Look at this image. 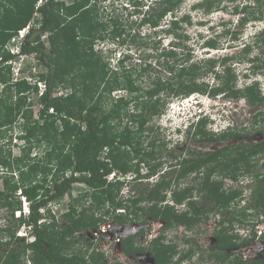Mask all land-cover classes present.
Segmentation results:
<instances>
[{
    "label": "trees",
    "instance_id": "obj_1",
    "mask_svg": "<svg viewBox=\"0 0 264 264\" xmlns=\"http://www.w3.org/2000/svg\"><path fill=\"white\" fill-rule=\"evenodd\" d=\"M97 1L100 0H72L66 4L61 0H0V136H3L4 129L19 123L18 137L25 144L19 157L13 158L9 152L3 154L0 150V171L4 172L0 173V177L5 186L0 189V207H4L9 214V219H5L8 220L6 226L0 229V243L3 244L0 264H23L28 256L33 264H86L76 253L71 257H63L66 255L64 251L70 249L75 242L74 238L69 240V237L81 227H96L103 219L92 213L86 215L84 210L76 215V209L71 205L70 210L63 214L67 218L65 226L57 228V220L51 215L48 206L50 203L59 202L71 191L74 183H84L93 191L92 198H95L97 208L106 202H111L115 208L128 202L134 208L132 211L141 210L154 218L161 217L168 225L188 220V210L175 212L173 206L168 204L157 210L154 208L157 202L146 209L138 204L165 198L166 191H170L172 199L179 203L184 196L192 194L193 186L172 188V178L166 179L161 175L156 183L137 187L138 195L127 200H116L117 193L113 191V187L119 189L124 182L118 173L125 175L131 170L139 173V163L143 162V155L153 154V149L141 152L133 142L134 135H140L148 119L162 112L159 92L166 91L176 97L207 92L208 84L196 80L201 66L194 62L185 66L183 63L189 59V53H184L182 63L166 65L169 73L173 72L174 75L166 79L159 76L146 88L135 83L133 73L136 70L139 74L144 73L150 63L139 65L138 69L137 66L130 69L121 64L112 70L107 56L102 50H95L94 45L96 40L107 39L112 42L124 29L107 25L99 19L95 6ZM137 1L140 0H135L136 3ZM181 1L165 0L157 6L152 3L151 7L148 6V13L140 20L141 23L157 27L161 19L171 12L173 18L169 21L167 32L176 39L186 37L184 33H178V29L182 22L189 21V16L184 14L177 17L173 13ZM90 2L94 4L89 6ZM218 3L219 0H203L198 6L209 11L219 5ZM246 7L247 5L243 8ZM34 13L39 15L36 23H32ZM22 29L26 32L15 44L19 30ZM260 34H264V29ZM43 36L47 37L49 50ZM231 36L236 38V32ZM215 42L209 38L204 44L213 48L216 46ZM175 44L168 51L171 56L177 54L176 49L181 43ZM10 45L16 46L17 51H11ZM23 55H33L45 71L31 72L29 76L16 79L13 76V63L19 62ZM125 56L127 58L128 55ZM229 59L230 57L225 56L220 58V62L224 65ZM175 60L179 61L178 58ZM205 61L211 64L207 67L208 70L216 62L214 59ZM254 68H262L264 74V59L258 61ZM231 70L224 66L222 74L214 71L215 76L221 79V84L217 85L215 91H222L224 95L235 98L246 96L252 104L264 103V96L253 83L241 90L236 89L235 75ZM17 71L23 72V69L20 67ZM39 82H43V90L39 89ZM120 89L128 91L131 96L128 99L120 96L111 100L109 109L104 108L105 100L110 99L111 92ZM58 90L61 91L59 94ZM31 93L37 94L40 105L36 118L32 110ZM140 98H144L142 110L127 115L130 118L129 124H137L136 130H133L129 124L122 125L121 120L128 112L126 107L129 102H138ZM258 115H261L259 120H264V111H260ZM206 118L204 115L201 117L199 124L194 126L192 135H210L205 138L224 142L248 132L244 129L236 131L227 128L216 135L203 127ZM263 124L252 129L259 130L264 135ZM189 132L190 130L188 134ZM135 141L138 142V138ZM36 143L47 144L46 153L40 159L30 155ZM260 154H264V138L261 141L230 143L206 152L192 151L190 158L181 161L175 179L191 170L204 167L207 177L201 187L197 188L198 191L204 190L205 197L216 199V204L227 207L229 201L239 196L242 191L234 188L226 190L221 180L210 179L211 174L215 172L221 176H236L238 179L241 173H250L254 179H258L252 193L255 203L252 207L264 214V186L260 182V173L254 170L259 159L255 157ZM126 157L136 158L137 164L134 167L129 166ZM158 164L160 163H147V175L140 177L136 174L134 180L142 182L144 177L156 172L155 167ZM15 172L20 177L14 181ZM110 173L116 176L114 181L108 180ZM16 195H22L28 201L29 212L15 218L14 211L21 209V201ZM187 204L188 207H193L194 203ZM123 215L119 213L114 218L125 221ZM47 218H51L49 223ZM21 226H25L33 236L32 241L16 235ZM16 239L21 240L18 243L20 248H7ZM216 239L218 248L231 245L230 242L221 244L219 235ZM213 255L221 259L220 254L213 252ZM154 256L162 259L163 246ZM236 260L241 261L237 257ZM255 264H264V260Z\"/></svg>",
    "mask_w": 264,
    "mask_h": 264
},
{
    "label": "rangeland",
    "instance_id": "obj_2",
    "mask_svg": "<svg viewBox=\"0 0 264 264\" xmlns=\"http://www.w3.org/2000/svg\"><path fill=\"white\" fill-rule=\"evenodd\" d=\"M61 1H64L66 4L72 2V0ZM163 1L165 0H140L136 3L135 0H100L95 5L101 21L112 27L116 25L124 29V32L115 40H112V42L107 39L96 40L94 45L95 50H102L107 56L112 70L117 69L121 64L127 65V68L130 69L137 66L136 68L138 69L139 65L145 66V64L150 63V66L147 67L144 73L139 74L136 69L133 73L135 83L146 88L151 86L149 84L159 76L166 79L170 75H174L175 73L173 72H170L171 74L169 73L166 65L182 63L183 61L181 60L184 53H189V59L183 64L185 66L191 62L199 64L201 70L198 71L196 80L198 82L204 81L208 84L206 93L194 92L188 96L176 97L166 91L159 92L161 104L163 105L162 112L148 119L140 135H134L135 140L138 138V142L135 140L133 142V144L138 145L141 152L144 150L151 151L153 149V154L152 156L143 155V162L139 163V173L131 170L125 175L117 174L120 179L125 180L119 189L113 187V191L117 193L116 200H127L131 197H136L138 195L136 191L137 187H142L145 184L149 186L158 180L159 175L143 178L142 182L134 180L136 174L140 177L147 175V167H145L147 163L154 164L159 162L158 169H161V172L169 163L174 161L172 160V155L187 156V150L189 149L201 148L213 150L222 147L226 143H238L248 140L261 141L264 138L261 131L252 129L264 123V120H259L261 119V115H258L260 111H264V103L252 104L246 96L241 95L235 98L234 96L224 95L222 91H215V88L218 87L217 85L221 84V79H218L214 72L217 71L222 74L224 66H228L235 75L236 89L241 90L246 85L253 83L259 89L261 95L264 96V74L262 73V68L260 70L254 68V65L258 64V61L264 59V34H260V31L264 29V0H219V5L209 11L198 6V3L203 0H182L176 6L175 10H173V13L177 17H181L184 14L189 16V21L182 22L181 28L178 29V33H184L186 35V37H181L182 39H176L173 34H170L166 30L169 26V21L173 18L171 12H168L161 19L157 27H152L147 23H141L140 20L150 10L148 6L151 7L152 3L157 6ZM93 4L90 2L89 6ZM245 5L247 7L242 8ZM38 18V13H34L32 23H36ZM22 31L23 34L26 32L25 30ZM233 32H236V38L231 36ZM209 38L216 41L215 47L211 48L204 44L205 40ZM19 39L17 37L14 43L17 44ZM42 39L46 48L49 50L50 44L47 41V37L43 36ZM175 43L181 44L176 49L177 54L171 56L168 51L171 50L172 44L174 45ZM10 49L14 52L17 51L16 46H11ZM125 55H128L127 58ZM225 56L230 57V59L223 65L220 62V58ZM176 58L179 61H176ZM208 59H214L216 61L210 70L207 67H210L211 64L205 61ZM20 67L23 69V72L17 71ZM13 69V76L16 79H20L25 75L29 76L31 72L38 73L45 71V68L38 64L37 59L33 55H23L19 62L13 63ZM38 87L42 90L43 82H39ZM60 92L58 90L57 94ZM120 96L128 99L131 93L123 89L113 91L110 94V99L105 100V107H103L109 109L111 100H116ZM30 99L34 117L36 118L40 107L37 94L31 93ZM143 100L144 98H140L138 102H129L126 107L128 112L121 120L122 125L129 124L128 121L130 118L127 116L129 113H138L142 110ZM196 103L197 105H193ZM203 115L207 117L203 127L208 132H214L217 135L227 128H233L234 130L244 129V131L248 132H244V134L239 135L237 138H231L224 142L207 141L202 135H192L194 126L199 124L198 122L201 119V117L199 119L198 117ZM197 119L198 121L195 125L191 124L193 126L186 127L188 121H196ZM114 122L117 123L116 120ZM18 124L16 123L13 127H9L6 130L4 129L3 136H0L1 152L6 154L9 152L13 158L19 157L23 153L22 148L25 145L24 140L18 137ZM129 125L133 130H136L137 124L131 123ZM262 129H264V124ZM189 130L190 132L188 134ZM46 147L47 144L45 143H36L31 149L30 155L40 159L45 155ZM105 151L107 152V150ZM257 157L259 159L254 170L261 174L259 178L262 186H264V154H260L255 158ZM126 160L127 164L131 167L137 164L136 158L131 159V157H126ZM0 173L4 174L2 171ZM241 174L239 181L235 184H232L229 179H225L226 184L231 185V189H241L242 191L241 196L239 195L240 198L236 197L237 217H239L238 213L242 212L247 205L254 203L252 193L256 188V181L258 180L254 179L250 173L243 172ZM13 176L14 181L20 177L18 172H15ZM114 177L110 174L107 178L108 180L113 178L111 180L114 181ZM180 186L181 184L178 185V187ZM4 187L3 179L0 177V189H4ZM18 193L19 190H17ZM92 193L93 191L88 189L84 183H74L71 191L59 202L48 204L51 215L58 221L56 223L57 228L65 226L67 218L63 214L70 210L71 205L76 209V215L81 214L84 210L86 211V215H91L92 213L95 217H101L105 222H111V218L115 219L114 217L122 213L123 209L125 211L123 214L130 219L137 221L143 216L141 211H132L134 208L128 202H124L125 205L118 206L117 208L113 207L111 202H106L100 208H97L96 200L92 198ZM169 193L170 191L166 195H170ZM16 197L20 199L22 209L24 197L22 195H16ZM202 203L210 205L212 201L204 202V200H200L199 204ZM26 204L28 206V201ZM150 204L151 202H141L138 206L148 207ZM258 212L260 211L257 209L248 210L247 214L250 213L252 216H243L242 222H236V242H239L241 239H247V234L251 232V228L255 225H252L255 222L254 220L257 221L256 224L263 223V226L262 224L258 226L256 236L259 235V232H264V214ZM18 215V212H14L13 214L15 218ZM21 215H23V212H21ZM5 219H9V214L4 207H0V229L6 224ZM47 220L50 221L51 218H47ZM14 222L12 221V223ZM211 223L209 221L208 226ZM112 224L116 227L117 225H121L120 223ZM198 226L200 228V225ZM20 229L21 231H25L21 227ZM84 229L88 230L89 228L81 227L78 231L82 232ZM197 233L199 235L200 231ZM168 235L173 236L172 232ZM73 238H78L77 232L69 237V240H73ZM30 239L31 237L29 236L26 238V240ZM255 239L257 241L255 250L258 251L261 242L257 237ZM176 241L181 242L179 239ZM19 242L21 240L16 239L10 242L7 248L11 246L20 248ZM87 243L85 239H82L72 244L71 247L73 250L81 249V251L85 252L86 248L90 247ZM246 246H241V248L243 247L242 249H244ZM238 250L240 248H236V253L239 255L241 250L240 252ZM2 252L3 247L0 249V253ZM243 252L246 255L247 250Z\"/></svg>",
    "mask_w": 264,
    "mask_h": 264
},
{
    "label": "flooded vegetation",
    "instance_id": "obj_3",
    "mask_svg": "<svg viewBox=\"0 0 264 264\" xmlns=\"http://www.w3.org/2000/svg\"><path fill=\"white\" fill-rule=\"evenodd\" d=\"M239 130L240 129H236V131ZM207 136L210 135H202L204 139L210 141L205 138ZM208 150L209 149L193 148L187 150V156L181 157V155H172V160H174L172 163H169L161 172V169H158V164L155 167L156 172L147 177L159 175V180L161 175H164L166 179L172 178V188L180 189L187 186L194 187L191 190L192 194L184 196L179 203L172 199L173 196L170 192V195H166L165 198L158 201H151L149 205L151 206L157 202L154 207L157 210H161L160 207L164 204L173 206L175 212H185L188 210L189 212L186 214L188 217L187 222L178 221L172 225H168V222L163 218H154L152 215L144 214L146 212L138 210L141 211L143 216L137 221L126 217L124 214L123 217L125 221H117L111 218V222H105L103 220L98 223L96 227L89 228L88 230L84 229L82 232L78 230L74 231L73 234L75 232L78 233V238L75 239L74 243L85 239L88 242L87 245L90 247H87L85 252H83L81 249L73 250L70 246V249L67 251L65 250L66 252L64 254L66 255L63 257H71L73 253H76L85 260L86 264H255L260 260H264V232H259V235L256 236L258 226L261 224L263 226V223L256 224L257 221L254 220L255 222H253L252 225L255 224V227L253 226V228H251V232L247 234V239H241L239 242H236V222H242L243 216H252L250 213L247 214V211L255 209L252 207L255 203L247 205L242 212L238 213L239 217H237L236 197L240 198L241 195L233 197L229 201L227 207L216 204V199L205 197V191L202 190L199 192L197 189L201 187V183L207 177L204 167L191 170L184 176L175 179L177 172L180 170L181 161L185 158H190L192 151L206 152ZM145 167H147V165ZM260 176L261 174H259V177ZM196 179L198 180L194 181ZM210 179L221 180L223 188L226 190L231 189V185L226 184L225 179H229L232 184L239 181V177L237 179L236 176L235 178L231 176H221L215 172L211 174ZM180 184L181 186L178 187ZM167 192L168 191H166V193ZM200 200H204V202L212 201V203L210 205L206 203L199 204ZM188 202L194 203L193 207H188ZM194 206L195 209L198 210L197 212L193 209ZM143 208L146 209L147 207ZM123 213H125L124 209L122 211V214ZM209 221L212 223L208 226ZM49 222L50 221L47 220V223ZM112 223H120L121 227L118 225L116 227ZM6 224H4L3 227H5ZM198 225H200V228ZM198 231H200L199 235L197 233ZM170 232H172L173 236L168 235ZM218 235L222 239L221 244L230 242L231 245H223L222 248H218L216 245V237ZM255 237H257L258 240L260 239L261 242L258 251L255 250L257 243ZM177 239L181 242H177ZM161 245L163 246L164 256L162 259L160 256L155 258L154 253L162 249ZM241 246H246V248L242 249L243 247L241 248ZM1 247H3V244L0 243V249ZM236 248H240L241 250L239 255L236 253ZM240 250L238 251L240 252ZM244 250H247L246 255H244ZM213 252L220 254L221 259L216 258ZM236 257L241 261H237ZM27 261L28 264H33L29 256L23 264H27Z\"/></svg>",
    "mask_w": 264,
    "mask_h": 264
},
{
    "label": "clouds",
    "instance_id": "obj_4",
    "mask_svg": "<svg viewBox=\"0 0 264 264\" xmlns=\"http://www.w3.org/2000/svg\"><path fill=\"white\" fill-rule=\"evenodd\" d=\"M22 30H25V29H22ZM26 31V30H25ZM19 32H20V30H19ZM193 105H197V103L196 104H193ZM200 117H203V116H199L198 117V119L200 118ZM198 119L196 120V121H188V124H187V126L186 127H188V126H193V125H195L196 123H197V121H198ZM191 124H193V125H191ZM111 174V176H113V173H110ZM109 174V175H110ZM108 177V176H107ZM114 177V176H113ZM115 178V177H114ZM120 178V177H119ZM111 179H113V178H111ZM121 180H125V179H121ZM27 202V200L24 198V200H23V203H22V209H20V210H15L14 212H18L19 213V215L17 216V217H19L20 215H21V212H23V214H27L28 212H29V207L27 206V204H26V202ZM16 214V213H15ZM21 228H23V229H25V231H21V229L19 230H17L16 231V235L17 236H20V237H22V238H28V236L29 237H31V239L33 238L32 237V235H30L29 234V232H28V230L26 229V227L25 226H21ZM30 239V240H31ZM27 264H28V261H27Z\"/></svg>",
    "mask_w": 264,
    "mask_h": 264
},
{
    "label": "built area",
    "instance_id": "obj_5",
    "mask_svg": "<svg viewBox=\"0 0 264 264\" xmlns=\"http://www.w3.org/2000/svg\"><path fill=\"white\" fill-rule=\"evenodd\" d=\"M23 36V31L22 30H20V32H19V38H21ZM43 90V89H42Z\"/></svg>",
    "mask_w": 264,
    "mask_h": 264
},
{
    "label": "water",
    "instance_id": "obj_6",
    "mask_svg": "<svg viewBox=\"0 0 264 264\" xmlns=\"http://www.w3.org/2000/svg\"><path fill=\"white\" fill-rule=\"evenodd\" d=\"M226 144H227V143H226ZM226 144H223L222 147L225 146ZM228 144H229V143H228ZM118 226H120V225H118ZM120 227H121V226H120Z\"/></svg>",
    "mask_w": 264,
    "mask_h": 264
}]
</instances>
